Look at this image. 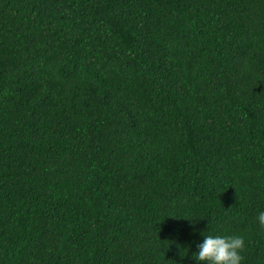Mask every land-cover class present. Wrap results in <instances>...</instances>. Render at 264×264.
Returning a JSON list of instances; mask_svg holds the SVG:
<instances>
[{
    "label": "trees",
    "instance_id": "16d2710c",
    "mask_svg": "<svg viewBox=\"0 0 264 264\" xmlns=\"http://www.w3.org/2000/svg\"><path fill=\"white\" fill-rule=\"evenodd\" d=\"M261 210L264 0H0V264H197L202 230L264 264Z\"/></svg>",
    "mask_w": 264,
    "mask_h": 264
},
{
    "label": "clouds",
    "instance_id": "9594fccd",
    "mask_svg": "<svg viewBox=\"0 0 264 264\" xmlns=\"http://www.w3.org/2000/svg\"><path fill=\"white\" fill-rule=\"evenodd\" d=\"M257 218L264 226V210L257 213ZM193 231L196 229L193 228ZM201 235L203 239L197 242V250L192 253L197 264H242V253L246 247L244 234L218 235L202 230Z\"/></svg>",
    "mask_w": 264,
    "mask_h": 264
}]
</instances>
